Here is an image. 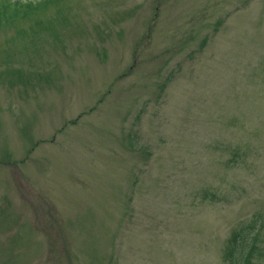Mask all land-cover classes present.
<instances>
[{"label":"rangeland","instance_id":"rangeland-1","mask_svg":"<svg viewBox=\"0 0 264 264\" xmlns=\"http://www.w3.org/2000/svg\"><path fill=\"white\" fill-rule=\"evenodd\" d=\"M65 4L0 31V264H264V0Z\"/></svg>","mask_w":264,"mask_h":264},{"label":"trees","instance_id":"trees-1","mask_svg":"<svg viewBox=\"0 0 264 264\" xmlns=\"http://www.w3.org/2000/svg\"><path fill=\"white\" fill-rule=\"evenodd\" d=\"M66 0H0V31L14 29V35L31 38L33 35L50 33V25L47 21L65 19L68 22V9ZM54 8L52 15H47L49 9ZM22 23H27V27ZM62 24V23H61ZM246 225H240L234 229L228 239L223 259L228 264H255L253 253L255 250V238L251 232L245 233ZM250 237V240L247 238Z\"/></svg>","mask_w":264,"mask_h":264}]
</instances>
